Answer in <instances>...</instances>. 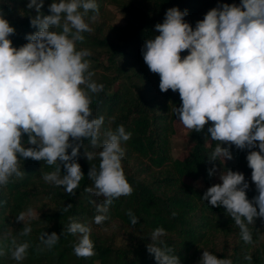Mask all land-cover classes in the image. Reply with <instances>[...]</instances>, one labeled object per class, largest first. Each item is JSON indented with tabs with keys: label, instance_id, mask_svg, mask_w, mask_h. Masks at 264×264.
<instances>
[{
	"label": "clouds",
	"instance_id": "1",
	"mask_svg": "<svg viewBox=\"0 0 264 264\" xmlns=\"http://www.w3.org/2000/svg\"><path fill=\"white\" fill-rule=\"evenodd\" d=\"M43 7L44 0H29L27 8L36 13L30 17V26L37 31L27 34L28 42L18 48L9 38L16 34V29L0 12V187H6L13 177H23L20 161L31 159L56 166L42 179L74 195L83 178L77 162L82 142L87 139L96 147L104 125L103 116L92 115L89 95L102 92L104 85L92 79L94 72L89 70L90 62L86 59L91 52L76 47L77 42H84L83 34L92 31L86 17L95 22L99 8L96 0H52L48 7L50 15H44ZM187 15V10L168 9L163 22L155 25L159 35L145 40L141 54L150 72L159 75V90L178 92L181 105L174 109L177 120L196 133L209 125L207 137L217 142L208 159L213 163L209 177L217 172L214 162L233 158V146L247 150V166L252 170L251 180L258 195L249 200L244 174L224 170L219 174L221 183L207 188L202 200L211 207H223L239 228L240 239L252 244L249 225L256 219L264 220V0L218 4L197 21L195 29L185 22ZM184 52L188 54L182 58ZM105 136L98 154L84 153L88 161L97 155L100 161L98 169L90 168L88 178L93 186L86 189L98 198L103 197V203L96 204L93 222L97 225L108 219L114 200L131 196L134 191L122 167V143L129 141L132 133L119 125ZM257 148L258 151L254 150ZM61 165L66 173L63 176ZM70 207L71 204L65 211ZM33 215L32 209L20 212L16 222H25ZM127 215L135 226L138 218L131 210ZM175 215L173 212L172 216ZM69 219L61 234L79 235L78 242L73 244L74 255L94 256L91 228ZM31 232L26 223L20 235L28 236ZM166 235L163 227L155 228L146 250L156 264H180L172 248L161 246V237ZM59 239L55 232L40 236L41 243L48 248ZM11 243L10 258L20 264L30 245L15 239ZM3 255L5 252L0 249V256ZM244 259L251 261L252 257ZM198 264L233 261L203 251Z\"/></svg>",
	"mask_w": 264,
	"mask_h": 264
},
{
	"label": "trees",
	"instance_id": "2",
	"mask_svg": "<svg viewBox=\"0 0 264 264\" xmlns=\"http://www.w3.org/2000/svg\"><path fill=\"white\" fill-rule=\"evenodd\" d=\"M29 0H0V12L4 14L16 34L9 37L14 47L27 43V34L37 29L30 26V17L35 10L28 9ZM98 17L91 22L92 29L84 33L83 43L77 42V50L88 49L86 57L94 67L92 79L103 84L98 94L89 93L91 111L94 117H104L99 142L93 147L84 140L77 162L83 178L74 190V195L63 187L46 183L42 176L55 170L43 161L21 160L23 177H13L6 187H0V264H17L10 258L12 240L28 242L26 258L20 264H156L154 256L146 250L151 243L150 235L157 227H163L167 235L161 237L164 244L173 249L180 258V264H198L203 251L215 254L218 259L230 258L233 264H264V220L256 219L249 225L253 243H244L239 228L227 215L223 207H211L203 201L204 192L210 186L221 183L220 172L239 171L244 174L249 189V200L258 195L251 180L252 170L247 166V150L231 149V160L222 158L214 162L217 172L209 177L213 167L209 157L216 143L207 137V127L201 133L189 130L192 147L186 157L173 156L172 139L178 134V120L175 107L181 105L178 92L159 90L158 74L150 72L143 60L141 49L146 39L159 35L155 25L162 23L168 9L177 7L187 10L185 22L193 29L197 21L218 4H237L241 0H96ZM52 0H44L41 12L48 11ZM109 6L117 7L125 16V25L115 26L109 18ZM93 13H89L91 16ZM60 31V29H55ZM188 53H181L183 58ZM98 69L100 71H98ZM123 125L132 136L123 142L125 156L122 167L133 187L131 196L114 200L107 213L108 219L97 225L96 204L103 203V197H96L86 191L93 186L88 178L92 166L99 168V157L87 160L84 153H99L108 130ZM27 142V136L23 138ZM225 146L226 145H222ZM258 151L257 149H254ZM71 149L68 150V154ZM65 173L61 165V175ZM217 177V178H216ZM203 182L204 188L196 183ZM95 201V203H93ZM71 207L65 211V207ZM35 209L40 217L28 222L32 232L20 235L26 223H17L20 212ZM138 218L133 226L128 211ZM175 212V217L172 213ZM85 223L91 228L90 238L95 245V255L78 258L73 253V244L79 235L61 234L70 223L69 218ZM55 232L60 239L52 248L40 241L42 233ZM245 256H251L247 261Z\"/></svg>",
	"mask_w": 264,
	"mask_h": 264
},
{
	"label": "rangeland",
	"instance_id": "3",
	"mask_svg": "<svg viewBox=\"0 0 264 264\" xmlns=\"http://www.w3.org/2000/svg\"><path fill=\"white\" fill-rule=\"evenodd\" d=\"M109 11V18L111 24L115 26L125 25V16L117 7L109 6ZM94 66V63H90V67ZM98 71L100 70L98 69ZM177 124L178 134L172 139L173 156L178 157L180 155L181 157H186L192 147V141L189 137V129H186L179 121L177 122ZM196 186L199 188H204L203 182L196 183ZM32 211L34 215L32 217L26 218V221L23 223H28L30 221L37 220L40 217V214L35 209H32Z\"/></svg>",
	"mask_w": 264,
	"mask_h": 264
}]
</instances>
